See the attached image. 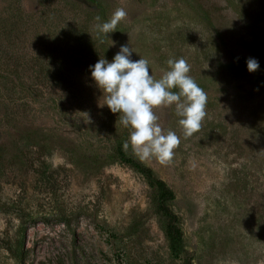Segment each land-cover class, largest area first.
I'll return each mask as SVG.
<instances>
[{"label": "rangeland", "instance_id": "1", "mask_svg": "<svg viewBox=\"0 0 264 264\" xmlns=\"http://www.w3.org/2000/svg\"><path fill=\"white\" fill-rule=\"evenodd\" d=\"M96 1L20 0L21 13L0 0V55L21 71H0V264H182L154 192L113 157L116 136L131 129L100 106L89 66L111 62L121 45L149 60L157 79L168 59L183 57L207 94V115L187 138L175 105L155 110L180 138L170 162L127 149L175 191L170 206L192 264H264V0ZM117 7L127 17L115 32H98ZM13 14L8 40L2 22ZM10 79L25 86L14 100L2 93Z\"/></svg>", "mask_w": 264, "mask_h": 264}, {"label": "clouds", "instance_id": "2", "mask_svg": "<svg viewBox=\"0 0 264 264\" xmlns=\"http://www.w3.org/2000/svg\"><path fill=\"white\" fill-rule=\"evenodd\" d=\"M126 17L125 8L117 7L107 21L96 23L95 28L108 35L115 32ZM95 20L101 18L96 16ZM133 51L129 45H121L111 62L101 57L89 66L91 77L105 98L100 106L106 104L113 113H119L120 124L131 129L124 149L131 146L142 159L156 158L167 163L173 158L180 138L175 131L164 129L155 110L175 105L176 115L181 117L178 123L187 138L202 126L207 115V94L190 75L191 65L183 57L168 59V70L157 79L152 72L150 74L149 60L142 56L138 60L131 59ZM246 62L249 72L260 67L255 58L249 57Z\"/></svg>", "mask_w": 264, "mask_h": 264}, {"label": "trees", "instance_id": "3", "mask_svg": "<svg viewBox=\"0 0 264 264\" xmlns=\"http://www.w3.org/2000/svg\"><path fill=\"white\" fill-rule=\"evenodd\" d=\"M79 1H86L87 3L97 4L96 0H79ZM11 5L16 6V9H18L21 13L23 10H21V4L20 0H11ZM96 6V5H95ZM18 14H13V20L12 18H8V20H4L2 23H5L4 26V38L5 39H11L10 37L13 34H16L15 29L18 24ZM11 19V21H10ZM43 27V23L41 21H37V26L35 29L38 31ZM56 32V28H49V32ZM73 31L76 33H73L72 31H68L67 34H69V38H75L80 35L81 29L79 25H76L73 28ZM60 36L58 35V39ZM7 41V40H5ZM47 55H51L49 52H46ZM244 60L242 59H235L233 61V64H235L236 67H243ZM8 60L3 58L2 55H0V71L5 74L7 77L11 76H19L20 74V68L19 66H9ZM42 67V64L41 66ZM10 82V83H9ZM9 82H4V89H3V96L7 98L8 100H14L15 94H20L22 91H25V86H19L18 83L14 82V80L10 79ZM15 125V124H14ZM18 139L19 143L21 141L24 142L25 145H27L29 135H23L19 136ZM128 134L127 132L121 133L119 136H116L115 138V145H114V151H113V157L117 159L120 163H123L127 166H129L133 171L138 173L147 183L148 187L151 188L153 193V208L154 210L161 215L164 218L163 223V232L166 237L168 248L170 253L182 260V264H192V255L186 250L184 246V240H183V231L181 228V219L180 216L175 212L170 204L176 199L175 191L167 184L166 181H164L162 178L158 177L154 170L146 165L145 163L138 160L136 157L128 153L127 150L124 149L123 144L126 140H128ZM17 143L16 145H18ZM19 146V145H18ZM3 150L4 145H0V158L3 156ZM101 158H93V163H99L101 161ZM48 178L46 177V180ZM21 250L20 251H13V255H17V257H21Z\"/></svg>", "mask_w": 264, "mask_h": 264}]
</instances>
